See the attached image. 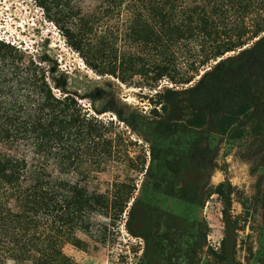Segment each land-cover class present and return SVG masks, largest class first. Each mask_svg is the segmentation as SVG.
I'll list each match as a JSON object with an SVG mask.
<instances>
[{"label": "trees", "instance_id": "trees-1", "mask_svg": "<svg viewBox=\"0 0 264 264\" xmlns=\"http://www.w3.org/2000/svg\"><path fill=\"white\" fill-rule=\"evenodd\" d=\"M33 1L92 69L151 95L203 94L213 106L203 83L224 80L227 62L242 59L235 69H244L246 53L264 57V0ZM47 74L29 51L0 39V264H73L63 248L81 244L77 231L89 232L98 213L115 219L141 202L133 181L114 179L103 192L90 181L115 162L147 171L146 155L134 165L113 122L72 92L57 94ZM154 129L172 131L163 121ZM222 245L220 260L232 264L230 229Z\"/></svg>", "mask_w": 264, "mask_h": 264}, {"label": "rangeland", "instance_id": "rangeland-1", "mask_svg": "<svg viewBox=\"0 0 264 264\" xmlns=\"http://www.w3.org/2000/svg\"><path fill=\"white\" fill-rule=\"evenodd\" d=\"M0 39L39 60L57 94L72 92L111 120L129 155H146L147 171L115 162L94 173L90 185L102 192L114 179L133 181L141 202L115 219L98 213L89 232L77 231L81 244L63 248L73 264H225L229 229L232 264H264V57L246 53L244 69H235L242 59L227 62L224 80L203 83L208 106L203 94L151 95L92 69L33 0H0ZM157 121L172 131L157 133Z\"/></svg>", "mask_w": 264, "mask_h": 264}]
</instances>
